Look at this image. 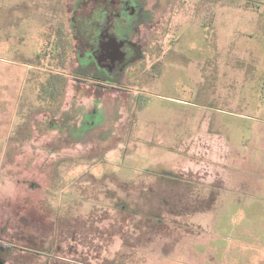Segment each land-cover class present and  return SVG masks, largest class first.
Returning <instances> with one entry per match:
<instances>
[{"label": "rangeland", "instance_id": "rangeland-1", "mask_svg": "<svg viewBox=\"0 0 264 264\" xmlns=\"http://www.w3.org/2000/svg\"><path fill=\"white\" fill-rule=\"evenodd\" d=\"M197 135L229 188L264 151V0H0L7 264H219L239 223L198 213L219 180L187 185ZM128 233L150 245L122 255Z\"/></svg>", "mask_w": 264, "mask_h": 264}, {"label": "crops", "instance_id": "crops-1", "mask_svg": "<svg viewBox=\"0 0 264 264\" xmlns=\"http://www.w3.org/2000/svg\"><path fill=\"white\" fill-rule=\"evenodd\" d=\"M35 141V139H33ZM208 137L198 136L193 140V146L191 147L193 150V154H191V167L186 171L188 176L187 185L190 187H195L196 181H210L212 178L219 180V185H214L215 188H210V190L215 189L212 193L207 194V197H203L202 199L205 206H209L203 212H198L200 214L207 215L212 210H217L219 212L218 218L225 223V227H228V222L231 220L237 219L239 223L238 229L236 230L235 234L237 235L238 243L229 248L228 246L220 247V254L221 256L218 259L219 264H228V255L230 254L231 257L236 259V264H264V151H254L250 155H240V162L241 170L234 174L235 176V184L231 185L230 188L228 187L229 181V174L224 172L223 167L220 165L216 166V170L210 169V162L212 163L213 155L208 153V149L211 150L212 144L207 143ZM62 150V149H61ZM213 157V158H212ZM238 157V156H237ZM223 159V156L219 157ZM227 158V157H225ZM203 159V160H202ZM220 162L219 164H221ZM232 181L234 179L230 178ZM194 181V182H193ZM122 182L130 184L129 180L124 179ZM212 182V181H210ZM209 182V183H210ZM174 184V183H173ZM175 185V184H174ZM235 186V189H234ZM161 190V187H159ZM234 190V191H233ZM211 195L213 197H211ZM174 196V195H173ZM196 200V199H195ZM201 200V199H199ZM197 204H200L197 202ZM230 207L231 209L227 208ZM193 215L185 216V218L190 219ZM182 218V217H177ZM184 219V218H183ZM189 221V220H188ZM250 223H252V227L254 228L252 231L253 235L250 230ZM258 227V229H257ZM226 231H229V229ZM95 231L92 230L86 232L85 236L82 238L86 240H81L78 243L81 246L92 249L96 248L99 245L101 239H104L105 236L103 233L97 235L94 233ZM180 232H185L183 230L172 229V237L173 239V251L178 252L181 250L180 248V238L183 236ZM217 231H215L216 233ZM221 233V232H217ZM257 233V238H256ZM79 233L75 232L72 235V238L80 236ZM129 234V233H128ZM145 234H154L157 239L155 243L156 246L159 245V237L163 238L162 235H158L157 232H152L147 230ZM187 234L189 237H199L202 234L205 236H210V232H200L199 231H188ZM78 235V236H77ZM122 234L119 236L121 237ZM127 238L124 242L121 243V252L122 255L128 251L129 248L132 246H140L143 245H150V242H135L132 241L131 235L129 234L126 236L124 234L123 238ZM211 237V236H210ZM88 240V241H87ZM154 240V241H156ZM9 242L2 241L0 244L7 246ZM16 243V242H15ZM165 243H161V247L164 246ZM17 246L22 245V243H16ZM25 245V244H23ZM27 245V244H26ZM31 245V244H30ZM40 247V246H39ZM18 250L21 251L20 247H17ZM199 249V248H197ZM207 250V252H206ZM217 250V247L212 248V246H208L204 248L203 253H212L211 251ZM196 251V250H195ZM193 251V252H195ZM197 253V252H195ZM252 257V258H251ZM254 257V260H253ZM212 257L209 259V264H211ZM217 261V260H216ZM214 261V263L216 262Z\"/></svg>", "mask_w": 264, "mask_h": 264}, {"label": "flooded vegetation", "instance_id": "flooded-vegetation-1", "mask_svg": "<svg viewBox=\"0 0 264 264\" xmlns=\"http://www.w3.org/2000/svg\"><path fill=\"white\" fill-rule=\"evenodd\" d=\"M21 249V248H20ZM9 252L10 250H5V249H2L0 248V263H5L7 264L9 259H12L10 256H9ZM17 256H20V257H23L25 255H30L31 252L29 250H18V248H16V251L14 252Z\"/></svg>", "mask_w": 264, "mask_h": 264}]
</instances>
